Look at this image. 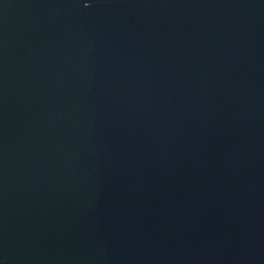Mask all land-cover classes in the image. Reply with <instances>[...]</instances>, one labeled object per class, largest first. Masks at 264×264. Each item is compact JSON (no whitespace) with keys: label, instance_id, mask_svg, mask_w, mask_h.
<instances>
[{"label":"water","instance_id":"water-1","mask_svg":"<svg viewBox=\"0 0 264 264\" xmlns=\"http://www.w3.org/2000/svg\"><path fill=\"white\" fill-rule=\"evenodd\" d=\"M0 264H264V0H0Z\"/></svg>","mask_w":264,"mask_h":264}]
</instances>
